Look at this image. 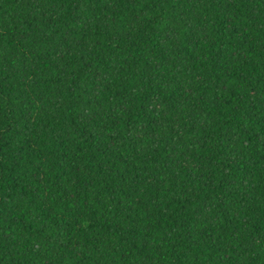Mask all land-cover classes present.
Returning a JSON list of instances; mask_svg holds the SVG:
<instances>
[{
    "label": "trees",
    "instance_id": "obj_1",
    "mask_svg": "<svg viewBox=\"0 0 264 264\" xmlns=\"http://www.w3.org/2000/svg\"><path fill=\"white\" fill-rule=\"evenodd\" d=\"M0 264H264V0H0Z\"/></svg>",
    "mask_w": 264,
    "mask_h": 264
}]
</instances>
